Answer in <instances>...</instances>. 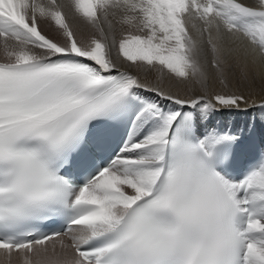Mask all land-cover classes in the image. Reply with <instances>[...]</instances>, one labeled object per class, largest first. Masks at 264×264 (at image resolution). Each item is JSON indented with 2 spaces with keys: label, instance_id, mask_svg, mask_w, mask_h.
<instances>
[{
  "label": "snow or ice",
  "instance_id": "obj_1",
  "mask_svg": "<svg viewBox=\"0 0 264 264\" xmlns=\"http://www.w3.org/2000/svg\"><path fill=\"white\" fill-rule=\"evenodd\" d=\"M225 33L264 56V0H0V264H264Z\"/></svg>",
  "mask_w": 264,
  "mask_h": 264
},
{
  "label": "bare ground",
  "instance_id": "obj_2",
  "mask_svg": "<svg viewBox=\"0 0 264 264\" xmlns=\"http://www.w3.org/2000/svg\"><path fill=\"white\" fill-rule=\"evenodd\" d=\"M189 30L194 37H199V32L191 28V23H189ZM212 33L213 35H215L214 31H212ZM86 35L87 31L85 30L83 36L86 37ZM117 35H119V29L117 30ZM230 36L231 35L228 34L226 35V38L223 39L224 45H229L228 41ZM78 38L80 37L78 36ZM205 39H207V34H205ZM230 44L232 43L230 42ZM224 49L226 57V66L231 69L230 79L231 76H235L238 78L242 73L244 76L248 77L254 82L257 93L264 94V91H262V89H264V59L260 60V57L254 56L248 57L246 52V56L244 57V52L242 50L237 51L232 49V52H230V50H226V46H224ZM209 71L210 75L214 74V70L210 69ZM210 83H212V85L216 87L217 90H219V86L215 84V82ZM253 120L255 121V125L259 128L261 134L264 135V119L261 118V114L259 111H250L247 114L229 113L217 116L214 122H219L222 124H231L234 128L240 129L244 128L246 124H251Z\"/></svg>",
  "mask_w": 264,
  "mask_h": 264
},
{
  "label": "rangeland",
  "instance_id": "obj_3",
  "mask_svg": "<svg viewBox=\"0 0 264 264\" xmlns=\"http://www.w3.org/2000/svg\"><path fill=\"white\" fill-rule=\"evenodd\" d=\"M196 24H197V28L202 27L200 22L196 21ZM195 31H197V30H195ZM212 31L215 32L214 29ZM226 35H228V34L225 33L223 36V39L226 38ZM228 42H229V45H224V46H226V50H230V52H232V49L237 50V51L242 50L244 52V57L246 56V53H247L248 57L254 56V57H260V60L264 59V56H262L258 50L253 49V47L248 43V41H246L245 39H243L242 37H240L238 35H231ZM230 42L233 45L230 44ZM231 46H232V48H231ZM227 48H229V49H227Z\"/></svg>",
  "mask_w": 264,
  "mask_h": 264
}]
</instances>
